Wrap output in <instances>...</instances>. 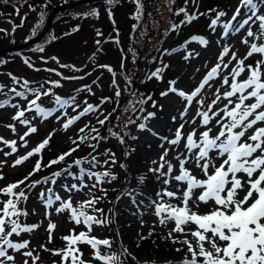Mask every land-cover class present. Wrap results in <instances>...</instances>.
Instances as JSON below:
<instances>
[{"label":"snow or ice","instance_id":"6c2138e0","mask_svg":"<svg viewBox=\"0 0 264 264\" xmlns=\"http://www.w3.org/2000/svg\"><path fill=\"white\" fill-rule=\"evenodd\" d=\"M4 5H9L10 0H0ZM67 2V0H65ZM135 4V13L131 17L139 22L143 16V3L141 0H131ZM175 3V0H170ZM29 10L37 11V6L28 4L23 0ZM107 16L112 22L116 33L114 43L119 44V30L116 28L112 8L119 0H105ZM189 0L185 5L175 10L173 15L183 18L179 23H172L165 32L179 33L185 27L199 21L202 17L209 20L207 28L217 36V44L220 51L215 62L203 75L197 86L191 91H185L177 87V81H168L166 91L160 93L161 97H167L170 93L175 94L185 102L180 113V123L175 128L171 137H160L162 143L158 158L151 161L150 166L143 173L133 176L128 163H118L116 153L111 149H105L103 156V171H91L83 167L84 164L91 168L101 166L96 152L101 142H106L109 137L115 138L121 145H126L123 134L108 129V135L100 134V128L109 123L112 115L120 108L122 95L129 96L122 112L130 109L136 115L124 124V128L135 124L140 132H149L157 135L149 127L148 122L155 116L154 112L144 115V105L149 101L152 107H157V102L152 94H137L134 87V76L125 71V60L128 58L122 52L119 73L108 64L94 63V69H103L111 76L110 87L113 89L112 96L101 97L97 104L89 103L85 99L83 107L77 101L76 95L64 98L55 93L54 89L63 87L61 81L83 80L85 76H65L56 68L46 67L43 69L34 66L30 58L24 57L23 63L33 71L53 73L59 77L57 80H45L38 86L28 79L8 74L12 81V87L5 93V85L0 84V95H5L0 100V109H15L11 117L13 123L6 127L13 133L19 135L17 123L25 128L19 135V147L16 139H5L0 136V145L9 151L0 148L4 157L16 155L20 147H28V137L36 134L38 128L33 121L40 118L44 122L55 116L57 122L63 120L61 128L68 131L83 117L95 115V125L86 123L79 128L75 138L69 137L73 147L58 154L47 163L43 162V153L50 148V142L55 132L49 133L46 138L36 147L18 155L12 162L13 169L23 166L33 157H37L32 169L19 180L9 182L0 187V264H42L40 252L49 253L59 260L53 264H124L121 256H130L127 247L122 254L113 251L116 242L112 238H99L94 235V229H112L116 223V211L114 207L107 210L99 205L107 199L108 190L102 185L111 184L118 180V175L111 170L117 166L125 172L126 184L130 187L133 180L144 186L149 180L155 184L152 196L147 198V204L143 201L137 203L135 200V189L125 190L117 196L115 201H109L115 205L124 196L132 198L136 206L138 224L140 231L137 236L140 243L135 246L143 247V242L151 240L157 249L160 244L170 245V252L183 256L179 261L167 260L165 264H264V0H238L235 11L229 17L228 13L218 8H209L204 12L198 10L197 0H192L196 6L192 12L188 11ZM22 6V5H21ZM48 0L42 6L46 9ZM17 16L20 15V7L12 5ZM171 12L172 9L170 8ZM46 16V12L39 13L40 23L32 30V37L37 35ZM98 9H92L82 14L81 18L94 17L99 19ZM21 24L12 23V31L8 32L0 28V33L13 35ZM138 23L132 27L135 33ZM80 31L79 26L73 27L65 35L71 36ZM96 35L103 36L100 30ZM143 35V33H141ZM58 37H51V41ZM222 41V43H221ZM14 42V41H13ZM27 43V39L25 40ZM97 51L89 58L95 61L101 41H96ZM210 40L204 35H192L186 39L179 48L164 49L160 59V66L154 71L146 74V80L162 81L165 71L170 67L163 63V56L172 55L178 51L184 53L183 59L189 61L199 56L198 52L189 50V45L196 44L201 48H207ZM33 52L43 53L45 48L37 45ZM132 63L137 60V53L129 48ZM43 63L54 62L61 69H69L72 72H82L83 69L74 64L62 63L58 56L53 55L48 59L41 57ZM155 63V58L152 61ZM6 63L0 59V65ZM207 67V65H205ZM86 75H91L87 73ZM123 80L124 87L120 81ZM99 77L93 80L98 84ZM145 82L141 80V83ZM48 85V87H45ZM77 93L87 92L94 96L92 85H82L76 89ZM209 97L211 99L209 100ZM16 98L23 101L13 102ZM44 98H51L52 107L43 105ZM114 103L111 112L105 114L102 110L105 104ZM72 109L75 115H69L67 109ZM194 111L190 114L189 110ZM32 114L29 116V114ZM60 113V115H56ZM103 116V119L100 117ZM175 117L173 120L175 121ZM117 122L120 117H116ZM139 121V123H137ZM115 126H119L117 123ZM132 140L139 139L132 136ZM164 145H167L165 147ZM86 146L92 151L88 157L76 158L66 168L33 180L32 177L47 168L60 165ZM136 150L127 148L124 159L128 161ZM7 160H0V181H5L3 167ZM79 168L80 176L78 183L66 186L68 193H82L84 199L74 200L72 195L62 198L59 194L48 188L47 192L39 193V200L45 208L44 218L48 221L45 232L47 240L39 246V249L31 246L30 239H23L24 235H31L39 230L42 221L29 224L27 218L35 214L28 210L30 195L37 186L54 185L57 178L67 173L72 175L71 169ZM134 168V165L131 166ZM85 177L93 181L90 185L84 182ZM87 189V191H85ZM97 192L101 193L97 195ZM143 205L144 211H140ZM53 212L57 215H66L68 222L73 225L68 234L60 237L63 242L61 248H49L48 244L54 242V232L58 228L52 220ZM150 212L153 217L149 224L143 216ZM147 227V233L143 229ZM77 228H83L79 232ZM160 229L161 231H157ZM116 240L123 247L122 237L118 229L115 232ZM90 249V256L86 257L83 248ZM155 264V261L152 262Z\"/></svg>","mask_w":264,"mask_h":264},{"label":"rangeland","instance_id":"374dc122","mask_svg":"<svg viewBox=\"0 0 264 264\" xmlns=\"http://www.w3.org/2000/svg\"><path fill=\"white\" fill-rule=\"evenodd\" d=\"M54 3L57 0H51ZM74 3L82 1V0H73ZM226 0H197L198 10L200 12H204L209 8H218L220 5H223ZM28 4L36 6V0H28ZM84 5V4H83ZM81 6V5H80ZM75 6V7H80ZM237 6V5H236ZM236 6L231 10L229 17L232 15L233 11L235 10ZM196 6L192 4V0H189L188 9L192 11ZM38 8V6H37ZM128 11L129 8L126 5H119L114 10V19L118 24V29L121 30L123 36L127 35V32L130 28V21L128 19ZM31 13L32 11L29 10L27 6L23 11H20V15L17 16L14 12V9L10 5H0V28L7 30L8 32L12 31V23L16 25L21 24V19H24L23 27H18L15 33L12 36L16 41H18L21 37H23L26 33L27 25L30 24L31 21ZM100 16L99 19L94 18V22L92 19H88L87 21L83 20H72L71 26H69L70 22H67V18L58 19L53 23V28L55 29V37L58 39L54 40L55 43L49 46V48L45 49L43 53L33 52V51H24L22 50L19 52V55H16L13 59L6 60L4 68L7 70H13L15 72L21 73L25 71H30L32 75H35L37 79H42L43 77H48L51 79L53 77L54 80L59 79V77L55 76L53 73H48L44 71L36 72L32 69H29L24 63L23 58L28 57L33 62L34 66L40 69L50 67L56 68L57 71H60L65 76H85L83 80H64L61 81L63 84L62 88H59V91H63L67 94H71L72 96L76 94V89L82 87V85L88 84L92 85L93 92L95 93L94 96L88 95L87 92H81V95L78 96V102L81 103V108L83 107V101L85 99L88 100L89 103L97 104L101 97L104 96H112L113 89L110 87L111 76L103 69H94V63L99 64H108L111 65L118 73L120 71V62L122 53L119 51L117 44L114 43L116 33L113 30V25L110 20H107V12L104 9L100 8ZM71 20V19H70ZM11 21L12 23H9ZM53 22V21H52ZM51 22V24H52ZM180 22V19L177 23ZM209 20L206 17H202L199 21L194 22L190 26H185L181 30H184L189 27V30L194 31L197 29H203L207 26ZM79 26L80 31L74 33L71 36L65 35L67 30H70L73 27ZM117 28V27H116ZM99 29L103 36L94 37V31ZM68 33V32H67ZM94 33V34H92ZM177 33H172V36L169 37V41L173 42V44H177L175 46L182 44L183 40L177 39ZM40 35V34H39ZM90 35V36H89ZM176 35V36H175ZM38 36V35H37ZM89 36V37H88ZM175 36V37H174ZM93 37V38H92ZM88 38H90L88 40ZM176 38V40H174ZM101 41L99 45L102 48V52H98L96 55L95 61H91L89 58L92 56L94 52L97 51L98 45L96 43L97 40ZM106 39H110L111 42L106 43ZM210 45L207 48H199L196 45H191L190 50H196L199 53V56L191 59L189 61L183 62L181 61V56L184 53H180L177 55H165L163 56V63L168 64L170 67L165 71L163 79H166L168 76H172L174 74L173 79L177 81V87L183 89L185 91H191L197 86L198 82L202 79L203 75L208 70V67H211L212 64L215 62L218 52L220 51V46L217 44V36L211 34L209 38ZM32 41V40H31ZM125 40H122V42ZM30 42V41H29ZM121 42V43H122ZM28 43V42H27ZM222 43V41H221ZM26 44V43H25ZM124 44V42H123ZM24 45V44H21ZM18 45V46H21ZM17 47V46H15ZM13 48V47H10ZM8 48L4 49L2 52L6 51ZM173 49V48H172ZM163 50L160 52L156 63L152 66L151 71H154L157 67L160 66V59ZM56 55L60 59L62 63L66 64H74L79 68H82V72H72L69 69H61L58 65L54 62L49 60V63L45 64L41 60V57L44 59H48L49 57ZM170 58V59H169ZM167 60V61H166ZM207 65V67H205ZM91 73V75H86L87 73ZM30 75V74H29ZM32 75H30L32 77ZM99 77L98 84H93V80H96ZM52 80V79H51ZM121 87H124L123 80L120 81ZM159 81L148 80L144 89L146 90L147 94H152L153 99L157 102V107L155 109H151L152 102L149 101L147 103V109L144 115H147L148 112H154L155 116L148 122L149 127L152 129L153 132L157 133V135H152L149 132H140L137 130L136 125H132V136H138L139 139L131 140L129 144V148H134L136 151L133 153L132 157L125 161L124 159V152L122 151L119 142L117 139L112 138L113 140L109 142L106 146L99 148L96 150L97 154H100L102 159H106L105 156L102 154L104 153L105 149H111L113 152L116 153V158L118 163H128L130 165V171L132 172L133 176H135L137 170H141L145 172L147 168L150 166L151 161L153 159L158 158L162 148L160 147L162 141L160 137H171L172 133L174 132L175 128L181 122L179 117L180 113L184 107L185 102L177 96L170 95L167 96L165 99H158V96L162 91H165V87L162 85H158ZM85 93V94H83ZM123 96V95H122ZM211 97H209V100ZM164 102H167L168 105L163 107V113L165 117L163 119H159L158 115L156 114V108L162 107ZM113 107H115L114 103L105 104L103 106V111L105 114L111 112ZM194 111L190 109V114ZM69 115H75L72 109L67 110ZM14 112L10 110V113H5L4 111L0 112V136H3L5 139H16L18 141L19 147V135H22L25 131V128L17 123V131L19 135H13V133L6 127L9 123H13L9 119L13 116ZM56 115H60V113H56ZM92 116L94 119L93 125L96 127H100L96 124V117L95 115H89L87 117L81 118L74 126H80L84 124L88 119ZM175 117V121L173 120ZM4 118V119H3ZM103 119V116L100 117ZM1 119H3L1 122ZM136 119V118H135ZM134 119V120H135ZM38 120V119H37ZM36 119L33 121L35 126L38 128V132L29 136L28 139V147L23 148L20 147L19 151L16 155L8 156L7 158L4 157L3 153L0 152V160H7V163L3 167V174L6 176L5 181H0V187H3L4 184L13 182L15 180L22 179L34 166L35 160L37 157L31 158L27 161L23 166L13 169L11 167L12 162L17 158L18 155H24L26 152L30 151L32 148L36 147L39 142H41L44 138L48 136L49 133L55 132L51 142L50 148L45 150L43 153V158L47 159L50 156H53L57 153H60L62 150H66L70 147V139L69 137L75 138L77 133L70 128L68 131H64L61 128V124L64 122L61 120L57 122L55 116L49 120L46 126L44 123H39ZM139 123V121L137 122ZM73 126V127H74ZM167 147V145H164ZM0 148H4L3 145H0ZM81 147L80 150H82ZM4 151H9V149L4 148ZM64 152V151H63ZM85 153V152H83ZM69 157L65 162L71 161ZM134 165V168L131 166ZM59 166V165H57ZM56 166V167H57ZM139 166H142L139 168ZM84 168L89 169L90 165L84 164ZM111 170L118 175V180L108 184L105 183L102 187H108L111 189L112 192L109 193L107 199L103 205V208L106 210L111 205L115 208L117 213L115 219L116 223L114 224L113 231L116 232V229L119 230L122 242L125 247L128 248L129 252H133V255L139 260V263H143V261H155V264H165V262L169 259L175 261L183 256V253L176 254L170 252L168 250L170 245L160 244V248L157 249L156 246L151 242V240H146L143 242V247L137 248L135 245L140 243L139 238L137 236L138 231H140L137 215L134 213L137 212L136 206L132 203V198L128 196H124L119 202L115 203V205L110 204L109 201H115L117 196L121 195L122 192L125 190H131L132 188L135 189V200L137 203L143 201L144 204H147V198L152 196L155 190V184L153 181L149 180L144 186H141L144 190L142 194L138 193L139 187L135 186L138 185L132 181L131 187L126 184L125 181V172L117 166H111ZM35 180V178H32ZM87 184H91L88 181H84ZM134 186V187H133ZM50 188V185L46 187V190ZM87 191V189H85ZM138 193V194H137ZM59 195L62 198H67L69 195L65 191L59 192ZM74 200L84 199L82 193H76L72 196ZM32 209H35V214L31 215L34 218V221L41 222L42 226L40 227L37 232H34L31 236L24 235L23 239H30L31 246L34 248L39 249L41 244H44L47 240V233L45 229L47 228L48 221L44 218L45 208L43 204L39 200V191L35 193L34 196H30L28 201V210L31 213ZM140 211H144L143 205L140 206ZM52 220L57 223L58 228L54 232V242L58 248L63 247V243L60 242V237L66 235L73 227L71 223L68 222L66 215L57 216L54 212L52 214ZM143 219L148 222L149 224L152 222L153 217L151 213L148 212L143 216ZM83 228H77L76 230H82ZM147 227L143 229V232L147 233ZM157 231H161L157 229ZM48 247V245H47ZM42 257V264H53V261H58V257H53L49 253L40 252Z\"/></svg>","mask_w":264,"mask_h":264},{"label":"trees","instance_id":"16d2710c","mask_svg":"<svg viewBox=\"0 0 264 264\" xmlns=\"http://www.w3.org/2000/svg\"><path fill=\"white\" fill-rule=\"evenodd\" d=\"M141 2L143 3L144 7H143V16L141 18V20L139 22H137L136 20L132 19L131 17L133 16V14L135 13V4L131 2V0H119V3L114 6L112 8V11L114 12V10L117 8V6L119 5H126L129 8L128 11V19L130 21V28L129 31L127 32V35L123 36L121 33V30L118 29V24L116 23V27L119 30V41L120 43L117 44V47L119 49V51L127 56L128 58L125 60V68L124 71L130 75V76H134V87L137 90V94L139 95L140 93H143L145 95H147L146 90L144 89V86H146L148 80L145 79L146 74L151 72V68L152 66L156 63H153V59L155 58V61H157V58L160 54V52L164 49H169L171 50L172 48H179L178 46H175L176 44H173V42L169 41V37L172 36L173 32H167V34H165V32L169 29L170 25L172 23H177L178 20L183 18V14H181V16H175L173 15V13L175 12L176 9L183 7L185 5V0H175V3H171L170 0H141ZM46 3V0H36V6H38L37 11L31 13V23L27 25V29H26V33L23 37H21L18 41H16L12 36L10 35H5L4 33H0V53L6 49V48H10V47H15L21 44H25V40L27 39V42L33 40L37 35H39L41 33V31L44 28V25L48 19V17L51 15V13L61 7V6H65V5H69V4H73L74 1L73 0H67V2H65V0H57L55 3L51 0H48V6L46 9L41 8L40 6L44 5ZM238 0H226L224 2L223 5H220L218 7V9L220 10H224L228 13V16L231 12V10L237 5ZM3 3L0 2V5H2ZM10 6L12 5H17L18 7H20V11H23L28 5L23 3V0H10ZM22 5V6H21ZM108 6L105 3V0H100L94 3H90V4H84L81 5L80 7H71V8H67L64 9L60 12H58L55 17L53 18V22L49 27V30L46 32V34L44 35V37L35 45L24 49V51H32L33 48H35L37 45H40L42 47H44L45 49L49 48V46L53 45V43H55L54 41H51V37L54 36L55 34V29L53 28V23L56 20H60L62 18L66 19L67 22H70L69 26H71L72 24V20H79L80 21H87L88 19H92V21L94 22V17H88V18H81L82 14L89 12L92 9H98L100 12V8L104 9L106 12V8ZM172 9V11L170 12L169 9ZM216 8V7H215ZM194 10V9H193ZM192 10V11H193ZM41 11L46 12V16L44 19L43 24H41L40 29H37V35L35 37H32V30L35 28V25L40 23L39 20V13ZM189 11V9H188ZM189 11V12H192ZM108 17V16H107ZM114 18V17H113ZM71 19V20H70ZM107 20H109V18H107ZM115 20V19H114ZM116 22V20H115ZM138 23V27L135 33L132 32V27L134 24ZM99 30V29H97ZM94 31L95 33V37H97L96 35V31ZM70 32V30H67L65 33ZM92 33V34H94ZM141 33H143V35H141ZM204 35L205 37H207L208 39L211 37V32L210 30L207 28V26L203 29H197L194 31L189 30V27L184 29V30H180L179 33H177V39L183 40L185 41L186 39H188L190 36L192 35ZM175 35V36H176ZM90 36V35H89ZM88 36V37H89ZM174 36V37H175ZM117 37H115L116 39ZM90 38H88L89 40ZM122 40H125L122 42ZM176 40V38L174 39ZM14 41V42H13ZM122 42V43H121ZM183 43V42H182ZM191 45H196V44H191ZM189 45V50H190V46ZM197 47H199L198 45H196ZM131 48L134 51H136L137 53V60L136 63L133 64L132 63V59H131V53L128 51V49ZM201 48V47H199ZM196 52V50H195ZM182 53V51H181ZM180 53H174L173 55H177ZM16 55H19V52H10L8 54H5L4 56H2L0 59L3 60H8V59H13ZM167 61V60H166ZM181 61L186 62L183 59V55L181 56ZM5 63L0 65V84L5 85V93H7V89L12 87V81L10 79V77L8 76L9 73L20 77V78H24V79H28L29 81L34 82V86H38L39 84L43 83L45 80H48V77H43L42 79H37L35 75H32L30 73V71H25V72H15L13 70H7L4 68ZM32 75V77L30 75ZM52 80H54L55 77L51 76ZM174 74L172 76H168L166 79H163L162 81H159L160 86H164L165 87V91L167 90L168 87V81L170 80H174L173 79ZM141 80H144L145 82L141 83ZM45 87H48V85H45ZM81 87V86H80ZM55 93L61 95L64 98H68L70 96H72L71 94H67L63 91H59L58 89H54L53 90ZM76 92V91H75ZM86 93V92H85ZM83 93V94H85ZM77 97L78 100V96L81 95V93H77L74 94ZM170 95H174L172 93H170L168 96ZM10 94L8 97H6L5 95H0V100H3L5 98H9ZM166 97H161L160 95L158 96V99H165ZM179 98V97H177ZM129 96L127 94H124L121 99H120V108L117 109V111L112 115V117L110 118V121L108 124L105 125V127L100 128V134L107 136L108 135V129L112 128L113 131L123 134V132H128L129 135L125 137L126 140V145H121L119 143V146L121 148L122 151L126 150V147L129 148V144L131 142V137L133 135V131H132V125H129L128 128H124V124L128 121L129 118L131 119H135L136 115H139V113L134 114L132 112V110L130 109L127 112H122L121 109L123 108V106L125 105V103L128 101ZM13 102H19L22 105L24 104L23 101H20L19 98H16L15 100H13ZM43 105L45 107H52V103H51V98H44L43 100ZM168 105L167 102H164L162 107H159L158 109L156 108V114L159 116V119H163L165 117L164 113H163V107ZM145 111L147 109V104L144 105ZM70 109V108H69ZM151 109H155L153 107H151ZM10 110H12L13 112H15V109L12 108H5V109H0V112L4 111L5 113H10ZM68 110V109H67ZM145 113V112H144ZM14 115V114H13ZM32 114L30 113L29 116H31ZM119 116L120 120L117 122L116 117ZM4 119V118H3ZM1 119V122H3ZM38 119V120H37ZM52 118L44 121V122H40V118H36V120L39 123H44L46 126L49 120H51ZM10 121H12V119H9ZM94 123V119L92 118V116L88 119V121H86L84 124L80 125V126H72V130H74L75 133H78L79 128L83 127L86 123ZM119 124V126H115L116 124ZM49 125V124H48ZM123 130V132H122ZM113 139L112 137H109L108 140L106 142H101L97 148V150L101 147L106 146L109 142H111ZM73 147V145L70 143V147ZM83 149L77 151L76 153H74L71 158V161H67L66 163H62L59 166H53L52 168H47L44 169L43 171L37 173L35 176H33L32 178L35 179H40L43 176H48L53 172L56 171H60L62 168H66L68 164H71L73 162V160H75L76 158H84V157H88L89 159H91V157L89 156V153L92 151L91 149H89L86 146H82ZM69 148H67L66 150H62L60 153H62L63 151H67ZM85 152V153H83ZM57 153L53 156L48 157L47 159L43 158V162L47 163L49 160L55 158L58 154ZM93 155H97L99 160H100V164L101 166H97L95 168H91L89 170L91 171H103L105 166L103 165V161L105 159H102L100 157V154H97L96 152L93 153ZM69 159V157L67 158ZM107 167H111V165H107ZM142 166H139V168ZM72 175H68L67 173L62 174L59 178H57L56 183L54 185L52 184H48L51 186V188L53 189V192L56 194H59V192L61 191H65L66 186H70L73 183H78V177L80 176V170L79 168L73 167L71 169ZM143 173L141 170H137L136 175ZM88 181L89 183H92L93 181H90L87 179V177H85L84 181ZM135 182V180H134ZM136 183V182H135ZM137 184V183H136ZM137 187H139L138 189V193L142 194L144 192L143 188L140 185H135ZM134 187V186H133ZM105 188L108 190V195L109 193L112 192L111 189H108V187L105 186ZM132 188V186H131ZM46 189L45 185H41V186H37L36 189H34L31 193L30 196H34L36 190L39 191V193ZM133 189V188H132ZM68 195H72L74 196L76 193H68L66 192ZM137 193V194H138ZM101 193L97 192V195H100ZM106 201V200H105ZM105 201H103L99 206L103 207ZM112 207L111 205L108 207L110 208ZM27 222L29 224L32 223H36L34 221V218L31 216V214L29 215V217L27 218ZM113 227L112 229H102V228H95L94 229V235L98 236L99 238L103 239V238H112L114 239L116 242L113 245V251L116 252L117 254H122L124 251V245L123 247H121L120 245V241L116 240V236L115 233L113 231ZM84 230V229H82ZM77 232L81 231V230H76ZM37 232V231H35ZM68 234V233H67ZM32 235V234H31ZM30 235V236H31ZM60 242L63 243L60 239ZM49 248H58V246L56 245V242H53L51 244H48ZM83 251L86 254V257L90 256V249L85 247L83 248ZM131 255L130 256H121V259L124 261V264H152L151 261L147 262V261H143V263H139V260L133 255V252H130ZM181 258L175 260V261H179ZM174 261V262H175ZM95 264V262H94Z\"/></svg>","mask_w":264,"mask_h":264},{"label":"water","instance_id":"95a60500","mask_svg":"<svg viewBox=\"0 0 264 264\" xmlns=\"http://www.w3.org/2000/svg\"><path fill=\"white\" fill-rule=\"evenodd\" d=\"M97 1H99V0H82V1H79V2H76V3H73V4H69V5H65V6H62V7H60V8L55 9V10L51 13V15L48 17L47 22H46V24H45V27H44V29L42 30V32L40 33V35H38L35 39H33L32 41H30V42H28V43H26V44H24V45L17 46V47H13V48H8L6 51L1 52V53H0V58H1L2 56H4L5 54L10 53V52H18V51H22V50L27 49V48H29V47L35 45L36 43H38V42L44 37V35L46 34V32L49 30V27H50V25H51V22H52L54 16H55L58 12H60V11H62V10H64V9H67V8L75 7V6H78V5L80 6V5H83V4H90V3L97 2Z\"/></svg>","mask_w":264,"mask_h":264},{"label":"bare ground","instance_id":"6f19581e","mask_svg":"<svg viewBox=\"0 0 264 264\" xmlns=\"http://www.w3.org/2000/svg\"><path fill=\"white\" fill-rule=\"evenodd\" d=\"M95 37V36H94ZM98 37V36H97ZM93 38V37H92ZM107 42H111V40L110 39H106V43ZM179 47V46H178ZM176 53H181V51H178V52H176ZM173 55V54H172ZM170 59V58H169Z\"/></svg>","mask_w":264,"mask_h":264}]
</instances>
